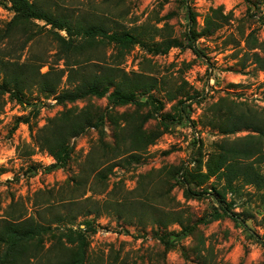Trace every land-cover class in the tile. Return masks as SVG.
I'll return each instance as SVG.
<instances>
[{
    "label": "rangeland",
    "instance_id": "obj_1",
    "mask_svg": "<svg viewBox=\"0 0 264 264\" xmlns=\"http://www.w3.org/2000/svg\"><path fill=\"white\" fill-rule=\"evenodd\" d=\"M188 1L199 14V29L211 8H221L228 16L213 35L197 39L205 56L182 47L156 54L148 49L152 42L147 38L148 45L137 43L125 55L117 53L108 39L98 38L81 55L82 60L91 58L94 62L87 68L89 72L114 67L131 76L137 72L157 78L158 86L152 93L165 104L161 111L146 105L145 96L140 97L145 105L128 104L113 111L106 97L62 104L56 94H45L36 85L17 100L2 88L0 69V221L34 217L49 223L62 218L37 247L30 244L24 249L23 259L16 264L69 260L78 243H70L61 232L70 227L85 234L84 264H264V191L241 178L229 183L221 172L203 182L195 175L207 172L216 144L248 134V130H240L225 137L209 125L210 106L224 99V103L247 101L264 110V70L253 55L264 43V0ZM37 3L70 17L73 24H102L111 33L156 26L157 42L163 35L181 39L187 29L183 0ZM13 15L10 1L0 0V37ZM25 30L26 35L15 28L12 37L0 38V59L34 64L41 73L65 68L63 60L57 61L58 43L51 25L34 20ZM60 33L67 35L65 30ZM28 36L32 38L27 40ZM67 73L59 91L73 87ZM197 92V99L187 98ZM176 93L178 97L172 99ZM180 98L187 106V117L171 123L153 143L145 146V140L137 142L139 159L116 150L119 114L133 115L120 131V144L129 133H140L149 140L163 130L162 113L172 115ZM88 106L105 115V135L95 127L87 128L71 139L67 165L53 166L54 157L38 146L35 135L63 110ZM26 116L27 122H18ZM119 122L124 125V121ZM256 164L264 174V155ZM179 172L189 173L191 183H177ZM189 186L204 195L189 194ZM217 198L223 200L225 209Z\"/></svg>",
    "mask_w": 264,
    "mask_h": 264
},
{
    "label": "trees",
    "instance_id": "obj_2",
    "mask_svg": "<svg viewBox=\"0 0 264 264\" xmlns=\"http://www.w3.org/2000/svg\"><path fill=\"white\" fill-rule=\"evenodd\" d=\"M9 1L14 15L7 24L5 34L1 35L0 38L12 37V31L15 28L26 35L25 27L28 23H34V20H43L46 25H51L55 31L54 36L58 43L57 61L63 60L65 68L56 71L51 68L47 72L41 73L39 66L26 62L20 64L16 60L10 58L4 60L2 57L0 59V69L3 73L2 88L10 91L11 95L17 100H21L27 88L36 85L45 94H56L58 102L62 104L66 102L73 103L79 99L93 96L106 97L108 105L113 108L112 111L118 106L128 104L140 106L143 104L140 101L141 96L146 97L145 104L152 106L153 110L157 112L163 110L165 104L152 93V90L158 86L157 78L150 76V78H146L147 76L145 77L137 72L134 73V76H131L124 70L114 67H103L98 71L94 69L89 72L87 68L92 66L93 60L91 58L81 59L86 47L92 48L98 38H106L110 43H114L117 53L125 55L137 43H141L143 46L148 45V42H145L147 38L152 42V44L149 43L148 49L153 53H167L172 47H182L190 48L197 56L203 57L205 55L199 49L197 39L200 36L213 35L228 21V16L222 12L221 8H211L210 13H207L204 17L202 28L199 29L197 21L199 14L191 7L188 0H183L187 19V29L183 38L163 35L162 40L157 42L154 41L159 31L156 26H142L139 31L135 28L117 30L111 33L102 24H85L84 21L73 24L70 17L45 8L42 4H38L37 0ZM61 30H65L67 35H62ZM31 38V36H28L27 40ZM260 45V52H254L253 55L256 57L259 67L264 70V43ZM65 71L68 72V83L73 84V87L59 91L60 82ZM199 95L197 92L188 95L187 98L197 99L196 97ZM176 97H178L177 93L171 96L172 99ZM224 102L225 100L222 99L217 104L210 106L209 125L225 137L240 130H248V134L236 139L226 138L216 144V150L208 162L207 172L199 171L195 175L203 182L209 179L210 176L221 172L222 175L227 177L229 183L241 178L264 191V174L256 164V160L264 155V110L251 105L247 101L231 100L229 103L228 101ZM184 104L185 101L180 98L176 102L175 112L172 115L162 113L164 117L162 121L163 130L149 138V140H146L140 133H137L138 135L129 133L126 141L120 144V131L126 129L125 127L132 121L133 115L128 117L127 114H130L128 112L119 114L115 122L116 150L119 153L128 154L133 159H139L137 151L141 149L137 142L145 140V146L151 144L163 132L167 131L171 123L186 118L185 108L187 106ZM28 120L29 116L18 118V122H27ZM119 121H124V125L120 126L121 122ZM105 122V115L94 107L88 106L81 110L68 108L58 116L50 119L46 124L47 126L37 132L35 142L41 149H46L54 157L55 163L53 166H65L71 158V139L83 134L90 127H95L105 135ZM199 162L201 163L202 160H199ZM98 176H101V173L97 174ZM105 177L106 175H102L103 179ZM175 179L177 183H191L187 172L177 173ZM113 190H111V193H113ZM186 192L200 197L204 195L201 191L192 190L190 186L186 187ZM217 199L220 200L222 208L225 209L223 200L221 198ZM61 221L62 218L60 217L49 223L46 222L47 224L36 221L34 217L4 218L0 221V264H16L20 259H23L22 251L24 249L30 244L37 247L40 239L45 234L55 230L54 224ZM61 233L68 238L70 243H78L77 251L69 260L61 264H84V247L86 245L84 232L81 229L74 230L70 227L64 228ZM252 235L258 238L255 233H252ZM78 239L80 242H76ZM261 242L264 245V241L261 240ZM31 257L38 258L39 256L33 255Z\"/></svg>",
    "mask_w": 264,
    "mask_h": 264
}]
</instances>
